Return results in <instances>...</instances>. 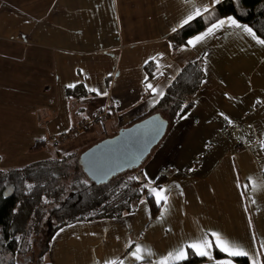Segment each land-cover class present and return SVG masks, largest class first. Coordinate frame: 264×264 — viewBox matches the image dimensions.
I'll use <instances>...</instances> for the list:
<instances>
[{
  "label": "crops",
  "instance_id": "0c3cea01",
  "mask_svg": "<svg viewBox=\"0 0 264 264\" xmlns=\"http://www.w3.org/2000/svg\"><path fill=\"white\" fill-rule=\"evenodd\" d=\"M219 4L0 0V81L14 88L12 94L28 88L46 98L26 115L35 136L27 138L30 153L37 142H44L43 150H54L38 161L82 153L117 135L162 98L148 84L164 94L186 64L205 60L207 80L196 106L144 166L152 188L159 173L169 169V181L161 188L168 194L166 212L159 205L161 212L153 219L143 199L135 213L120 220L63 228L45 264H162L170 252L211 232L248 251L250 264L252 257L264 264V46L228 26L194 47L187 43L175 49L169 42L195 8L207 6L210 12ZM150 61L158 74L147 82ZM79 86L94 95L78 100L67 94L68 88ZM105 109L104 121L78 129ZM254 185L259 187L254 190ZM137 245L151 255L135 261L130 253ZM215 250L212 260L203 257L205 262L198 264L226 259L237 264L234 258H240H218Z\"/></svg>",
  "mask_w": 264,
  "mask_h": 264
},
{
  "label": "trees",
  "instance_id": "16d2710c",
  "mask_svg": "<svg viewBox=\"0 0 264 264\" xmlns=\"http://www.w3.org/2000/svg\"><path fill=\"white\" fill-rule=\"evenodd\" d=\"M229 16L252 28L264 39V0H227L173 33L169 42L175 49L182 47L217 20ZM145 70L147 82L158 74L154 61H150ZM206 80L204 57L189 62L173 77L155 106L128 126L158 114L169 122L166 137L196 106L195 98ZM67 94L78 100L94 95L83 86L68 88ZM43 143L37 142L31 151L41 150ZM153 153L142 167L121 173L101 185L93 184L87 178L79 165L80 152L1 170L0 264H20L19 256H25L28 250L33 249V240L40 245L43 238L46 240L45 247L39 253L36 264H45L54 237L63 228L76 223L120 220L135 213L143 199L148 201L155 219L161 207L156 199L147 195L148 187L145 186H149V182L144 174L145 163ZM169 174V169H163L154 182L155 188H164ZM9 188H12V194L6 196ZM215 256L228 258L217 249ZM234 260L237 264H250L246 257ZM203 262L205 258L189 250V258L179 264Z\"/></svg>",
  "mask_w": 264,
  "mask_h": 264
},
{
  "label": "water",
  "instance_id": "95a60500",
  "mask_svg": "<svg viewBox=\"0 0 264 264\" xmlns=\"http://www.w3.org/2000/svg\"><path fill=\"white\" fill-rule=\"evenodd\" d=\"M168 127L167 119L151 115L83 151L79 165L93 184H106L121 173L142 167L163 141ZM11 194L9 188L6 196Z\"/></svg>",
  "mask_w": 264,
  "mask_h": 264
},
{
  "label": "rangeland",
  "instance_id": "374dc122",
  "mask_svg": "<svg viewBox=\"0 0 264 264\" xmlns=\"http://www.w3.org/2000/svg\"><path fill=\"white\" fill-rule=\"evenodd\" d=\"M2 84H5L4 89ZM13 91L14 88L11 85L8 86L7 81H0V171L35 163L43 157L52 156L51 154L54 152V150L41 149L32 154L27 149V145L31 143L27 138L35 136L30 135L34 129H30L32 126H27L29 123L26 115L33 112L30 110L33 104L39 107L46 98L42 99L39 94L28 88H26V92L12 94ZM32 91L35 93L32 94ZM15 141L19 142L15 143ZM45 242L46 240L43 238L40 241L41 244L36 245L33 240L31 244L34 246L33 249L28 250L27 255L19 256V263L36 264L39 253L45 247Z\"/></svg>",
  "mask_w": 264,
  "mask_h": 264
},
{
  "label": "snow or ice",
  "instance_id": "6c2138e0",
  "mask_svg": "<svg viewBox=\"0 0 264 264\" xmlns=\"http://www.w3.org/2000/svg\"><path fill=\"white\" fill-rule=\"evenodd\" d=\"M220 2L221 0H213L214 4H219ZM208 11L209 8L207 6H205L203 10H201V8H195L194 12L190 13L187 18L183 20V25L189 24L192 19H194L195 17H201L203 12ZM225 26L234 29H240L241 32L247 33L249 36H251L257 44L264 46V39H260L259 37H257L256 33L253 31L252 28L248 27L247 25L240 24L234 17L231 16L225 19L217 20L215 23L211 24L204 33L194 37L187 43L188 45L194 47L197 43L205 41L207 38L214 35L217 30L223 29ZM173 31H176V29L173 28ZM147 87L152 90L154 95H163V93L160 92L158 88L153 87L151 84H148ZM102 94L107 95L106 92ZM229 123H231V121H229ZM145 187L148 186L146 185ZM253 187L255 190L259 186L254 185ZM148 193L149 195H154L158 206L161 204L165 206L164 212H166V205L168 203L167 191L165 189L157 190L156 188L148 187ZM164 212L161 213V216L164 215ZM209 236H211L212 239H209ZM213 247L224 253L225 256L229 258L248 257L250 255L248 251L244 250L239 245L225 239L218 233L211 232L205 234L203 237L199 238L196 241H192L186 245L180 246L174 252H170L168 254V257L164 262H162V264H168L169 260L172 262V264H178V262L186 260L189 257V249L192 251L193 254L197 256L206 257L209 260H212ZM261 248H264V243L261 244ZM148 255H151V252L149 250L143 249L139 245H137L135 247V250L130 253V256L135 261H143ZM105 264H112V262H105ZM121 264H123V262H121ZM216 264H233V261L232 259H226L222 261H217ZM252 264H260V261L256 257H252Z\"/></svg>",
  "mask_w": 264,
  "mask_h": 264
},
{
  "label": "built area",
  "instance_id": "2783aa9c",
  "mask_svg": "<svg viewBox=\"0 0 264 264\" xmlns=\"http://www.w3.org/2000/svg\"><path fill=\"white\" fill-rule=\"evenodd\" d=\"M108 115V112L107 110L105 109L103 112H101L100 114L98 115H94L93 117H91L89 120V122L87 123H82L80 126H79V130L81 131H85V130H89L91 128V126L93 125V123L97 122V121H104L105 118L107 117Z\"/></svg>",
  "mask_w": 264,
  "mask_h": 264
}]
</instances>
